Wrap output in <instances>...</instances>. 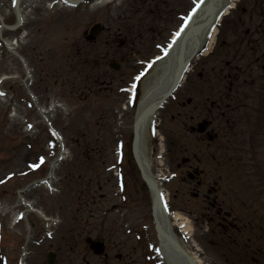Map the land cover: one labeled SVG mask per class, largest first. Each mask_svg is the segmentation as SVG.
<instances>
[{"label":"rangeland","instance_id":"rangeland-1","mask_svg":"<svg viewBox=\"0 0 264 264\" xmlns=\"http://www.w3.org/2000/svg\"><path fill=\"white\" fill-rule=\"evenodd\" d=\"M14 1L0 0V16L10 26ZM197 1L86 0L77 8L60 0L22 1L27 37L14 50L31 71L29 81L4 44L21 33L4 29L0 37V84L8 91L0 89V264H22L28 242L25 264H48L51 251L56 264H163L152 192L132 150L138 105L128 103L126 88ZM96 24L104 32L85 43L83 32ZM209 52L193 61L153 129L148 126L151 174L168 194L170 212L190 226L188 233L173 227L176 236L205 264H264V0L237 3ZM113 59L122 64L119 72L109 68ZM26 82L61 134L66 155L49 185L23 194L46 178L61 153ZM189 99L190 106L178 104ZM213 101L221 107L211 113ZM228 103L233 130L220 115ZM212 119L218 140L191 134L198 120ZM186 157L188 167L202 172L201 185L178 169ZM41 158L39 168L31 167ZM215 199L231 212L225 231ZM89 237L106 243L105 256L93 254Z\"/></svg>","mask_w":264,"mask_h":264},{"label":"bare ground","instance_id":"bare-ground-1","mask_svg":"<svg viewBox=\"0 0 264 264\" xmlns=\"http://www.w3.org/2000/svg\"><path fill=\"white\" fill-rule=\"evenodd\" d=\"M107 0H101V2H105ZM235 6V3L231 5V8ZM217 23V22H216ZM193 25V26H192ZM214 26H211L208 32L205 35L204 41L202 43L201 49L198 51L205 50V55L210 53L214 45L216 44V38L218 35V30ZM205 27L204 23L198 21L196 23L194 20L191 25L184 32L183 36H181V40L184 41L188 46L187 49V58L188 61L193 58L194 55H190V50L192 47L199 42L201 39L200 29ZM13 45V43H10ZM187 61V62H188ZM177 63V53L174 51V47L171 50V53L166 56L161 62H158L156 66L152 68V73H148L141 80L142 87V96L139 101L138 108H141L142 103L145 100H151L153 97L159 96L160 91H163V85H172L170 81V76H172V72ZM149 107H145L143 111L147 110ZM142 111V112H143ZM149 120L145 118L141 122V129L139 132L138 140H137V153L139 155L142 171L149 181L153 180L151 174V161L150 155L148 151L149 147V136L147 135V124ZM143 123V125H142ZM143 126V127H142ZM157 190L152 191V196L154 199L157 198ZM167 199V198H166ZM168 204V201H166ZM155 215L158 220L159 230L162 233V236L158 238L159 246L157 249L158 254H160L161 259L164 264H205L199 256L189 251L185 245L179 240V238L174 233V226H178L180 228H184V231H190V226L185 218L181 217L178 214L174 215L173 224L169 220V217L165 211V203L162 200L161 203H157L155 207ZM177 242L178 246L171 240Z\"/></svg>","mask_w":264,"mask_h":264},{"label":"water","instance_id":"water-1","mask_svg":"<svg viewBox=\"0 0 264 264\" xmlns=\"http://www.w3.org/2000/svg\"><path fill=\"white\" fill-rule=\"evenodd\" d=\"M232 1L233 0H203V2L199 6V9L197 11V15L193 18V20L196 23H198V21H200L201 23H204L205 27H202L200 29L201 39L195 45V47H192L191 48L190 55H194L196 51H199L201 49V46H202V43L204 41L205 35L208 32V30L210 29V27H211V26L208 25L209 24L208 22L210 20H213L214 21L215 19H217V17L219 18L221 16V14L228 8V5ZM195 4H197V3H193L192 7L188 10V14L193 9V7L195 6ZM188 14H184L183 17L180 19V24H179V26H177L176 32L180 29V27L182 26L183 22L185 21L186 17L188 16ZM101 30H102V27L100 25L95 26L93 28V30H92L91 38H95L101 32ZM173 35L174 34H172V36ZM185 40L182 41L181 38H179L177 40V42L175 43V46H174V51H175V53H177V63H176L175 68H174V70L172 72V76H170V78H169L170 81H171V84H173V81H174V79L177 76V72H178V69H179L178 68V65L181 63L179 65L180 68H181L180 76H182L183 72L186 69V67L183 66V64H182L183 63L182 61H184L186 63L188 61V58H187V49H188V46L185 43ZM170 42H171V40L168 43H165V46H163V49H159V54L162 55L167 50ZM153 60H154V58H151L150 59V62L152 63ZM157 64H155L154 66H156ZM148 65H149V63H146L144 69H139L137 75H139V74H147V72L149 71V70L147 71ZM111 66L114 67V68H118L117 64L114 63V62L112 63ZM149 73H152V70ZM135 81H133V84L135 83ZM178 81H179V79H177L176 83ZM170 86L171 85H163V91H160L159 96L153 97V99H151V100H145L142 103L141 108H137L138 109V114L141 115V112L143 111V109L145 107H151L152 104H154L158 100H160V98L163 96V94L166 92V90ZM171 90L169 91V93L171 92ZM167 95H168V93L165 94L164 98H166ZM154 107H155L154 109H156V106H154ZM134 112H135V117H136V112L137 111H134ZM148 113L149 112H146L145 115H148ZM136 132H137V129H136ZM131 133L133 135V128L131 130ZM190 177H193V176H190ZM87 242L89 243L90 248L94 251L95 254H97V255H103L104 254V252H105V245L103 243L93 241L92 239H88ZM48 259H49V264H55V254L54 253H52V252L49 253Z\"/></svg>","mask_w":264,"mask_h":264},{"label":"flooded vegetation","instance_id":"flooded-vegetation-1","mask_svg":"<svg viewBox=\"0 0 264 264\" xmlns=\"http://www.w3.org/2000/svg\"><path fill=\"white\" fill-rule=\"evenodd\" d=\"M191 103L189 102V104L188 105H190ZM181 108H185V105L182 103V106H181ZM217 109H218V105L216 104V103H212V113H214V111H217ZM180 114V113H179ZM222 116L223 117H227L226 119H225V122H226V124H227V127L228 128H234V124H232V122H233V119L230 117V115H228L227 116V114H225V113H222ZM212 123L214 122V120L212 119V121H211ZM200 123V121L198 120L197 121V125ZM208 130V129H207ZM212 132H214V131H212ZM206 133H207V131H206ZM199 134V133H197V137L200 139H202V140H205L206 139V137H207V134ZM189 166V164L187 163V164H184L181 168H185L186 169V171H189V170H192V171H194L195 169H193L192 167H188ZM180 168V169H181ZM199 169L197 168V171H198ZM220 212V210L218 209L217 211H216V217L217 218H221L222 219V221L224 222V225L222 226V228L223 229H226V222L227 221H224V217H223V214H220L219 213Z\"/></svg>","mask_w":264,"mask_h":264},{"label":"snow or ice","instance_id":"snow-or-ice-1","mask_svg":"<svg viewBox=\"0 0 264 264\" xmlns=\"http://www.w3.org/2000/svg\"><path fill=\"white\" fill-rule=\"evenodd\" d=\"M139 79H140L139 76L136 77V80H139ZM133 87H134V88L136 87L135 83L133 84ZM43 162H44V161H43V158H41L39 164H34V165H32L31 167H33V168H39V167L41 166V164H43Z\"/></svg>","mask_w":264,"mask_h":264}]
</instances>
